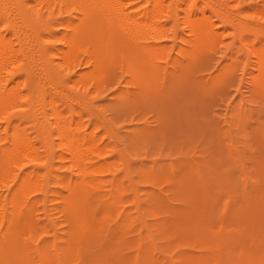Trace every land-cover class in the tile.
Masks as SVG:
<instances>
[{
    "label": "rangeland",
    "instance_id": "1",
    "mask_svg": "<svg viewBox=\"0 0 264 264\" xmlns=\"http://www.w3.org/2000/svg\"><path fill=\"white\" fill-rule=\"evenodd\" d=\"M213 1H182L176 24L161 18L177 36L139 43L154 66L139 75L119 56L103 81L72 88L51 81L28 45L46 90L32 112L37 184L24 192L45 236L32 242V264H264V0ZM203 2L204 16L191 11ZM201 16L215 39L197 51L188 24ZM75 56L73 79L88 69ZM58 124L90 140L82 158Z\"/></svg>",
    "mask_w": 264,
    "mask_h": 264
},
{
    "label": "bare ground",
    "instance_id": "2",
    "mask_svg": "<svg viewBox=\"0 0 264 264\" xmlns=\"http://www.w3.org/2000/svg\"><path fill=\"white\" fill-rule=\"evenodd\" d=\"M182 1L188 0H144L139 7L129 9L124 0H0V186L6 190L4 195L0 191V264H32V242L45 237L32 221V202L24 193L26 187H34L37 182V176L29 170L39 159L38 147L32 143V112L42 105L46 94L45 88L33 79L30 67L33 55L26 51L28 45L34 46L35 57L42 61L51 81L67 86L72 82L69 86L72 88L79 84L85 87L97 82L105 71L112 72L109 70L119 56L139 75L154 67L148 64L147 50L140 48L139 43L147 39L176 38V31L172 28L168 32L160 19L176 24L183 9ZM209 3L203 2V7L193 6L191 11L198 9L204 16ZM216 3L221 8L227 4L226 0H216ZM53 6L61 7L65 13L71 12L72 18H58ZM187 11L184 10L185 14ZM226 14L220 11L215 14L223 26L228 23ZM202 16L188 24L197 51L215 39L213 25ZM245 25L247 23L243 22L242 26ZM258 26L255 30L264 35V26ZM80 53L88 69L73 79L75 72H65V69ZM104 78L105 74L101 81ZM86 91L81 93L83 99ZM54 117L59 121L58 116ZM59 124L58 134L63 141L65 139L66 149L73 159L82 158V151L90 140H84L79 132L66 131ZM27 126L31 132L27 131ZM45 139L48 141V136ZM36 140L44 143L40 131ZM101 205L97 207L102 208ZM97 207L92 210L94 219L99 211Z\"/></svg>",
    "mask_w": 264,
    "mask_h": 264
}]
</instances>
